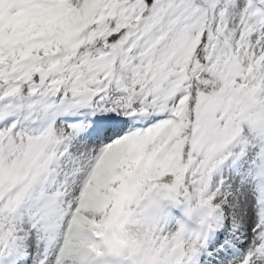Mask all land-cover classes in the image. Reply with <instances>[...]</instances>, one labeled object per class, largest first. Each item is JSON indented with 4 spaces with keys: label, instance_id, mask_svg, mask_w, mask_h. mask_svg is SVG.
Returning <instances> with one entry per match:
<instances>
[{
    "label": "snow or ice",
    "instance_id": "obj_1",
    "mask_svg": "<svg viewBox=\"0 0 264 264\" xmlns=\"http://www.w3.org/2000/svg\"><path fill=\"white\" fill-rule=\"evenodd\" d=\"M0 264H264V0H0Z\"/></svg>",
    "mask_w": 264,
    "mask_h": 264
}]
</instances>
